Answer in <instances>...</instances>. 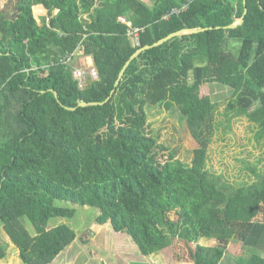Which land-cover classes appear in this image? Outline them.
I'll list each match as a JSON object with an SVG mask.
<instances>
[{
    "label": "trees",
    "instance_id": "trees-1",
    "mask_svg": "<svg viewBox=\"0 0 264 264\" xmlns=\"http://www.w3.org/2000/svg\"><path fill=\"white\" fill-rule=\"evenodd\" d=\"M7 7L0 12V225L21 262L51 264L76 241L67 224L50 227L75 215L55 206L61 201L98 210L92 233L104 239L102 227L111 226L117 251L125 239L140 255L161 253L175 264L179 241L188 264H221L236 240L250 249L244 264H264V223L254 221L264 174L248 168L252 182L233 186L206 169L218 106L199 93L209 83L230 88L227 124L246 117L264 142V0H11ZM244 11L242 24L228 29ZM120 18L139 30L136 39ZM184 29L207 30L139 54L110 97L137 50ZM74 53L92 57L97 74L81 89L60 62ZM147 106L179 111L196 144L189 163L172 154L158 160Z\"/></svg>",
    "mask_w": 264,
    "mask_h": 264
},
{
    "label": "rangeland",
    "instance_id": "rangeland-1",
    "mask_svg": "<svg viewBox=\"0 0 264 264\" xmlns=\"http://www.w3.org/2000/svg\"><path fill=\"white\" fill-rule=\"evenodd\" d=\"M11 0H0V12L8 9ZM145 1V0H144ZM8 11L12 12L11 6ZM34 14V11H33ZM46 14V13H45ZM44 14V15H45ZM40 21V16L35 17ZM236 21V20H235ZM234 21V22H235ZM84 56L77 57L75 66L86 69ZM79 61V63H77ZM81 64V65H80ZM200 96H208L217 104L216 114L217 129L214 131L211 143L207 149L206 169L233 186L251 183L254 177L250 176L248 168H255L260 174H264V142L256 140L257 127L246 117L239 116L230 119L227 124L226 110L233 92L230 88L217 83L204 84L200 87ZM147 131L157 138L158 160L164 162L172 154L175 159L189 163L193 150L196 147L186 125L185 120L175 108L167 111L163 107L147 106ZM57 207H69L75 209L72 219H52L50 227L67 224L76 233V241L66 248L51 264H99L109 263L110 252L120 264H127L129 259L125 255H119L114 245H109L100 237V231L92 233L95 227V218L99 211L94 208L81 207L70 203L56 201ZM254 221L264 223V205L259 208L258 216ZM25 227L31 235H34L32 226L25 221ZM107 225L102 227V231ZM203 242V241H202ZM200 242V243H202ZM203 244V243H202ZM211 245L207 243L206 246ZM196 245L191 244V248ZM0 247L6 251V257L0 264H23L19 258V252L9 240L0 225ZM225 257L221 264H244L250 257V249L243 247L242 243L232 240L226 245ZM95 255H89L88 251ZM264 256L263 253H260ZM187 249L183 243L174 241V262L185 260ZM164 264H172L167 255L162 256Z\"/></svg>",
    "mask_w": 264,
    "mask_h": 264
},
{
    "label": "crops",
    "instance_id": "crops-1",
    "mask_svg": "<svg viewBox=\"0 0 264 264\" xmlns=\"http://www.w3.org/2000/svg\"><path fill=\"white\" fill-rule=\"evenodd\" d=\"M76 59L77 57L74 58V60ZM74 60H73V64L75 65ZM77 63H79V61ZM104 231H105V236H103L104 238L103 240L106 242L107 245H109V240H111L110 245L112 244L115 246L116 240H118V237H116V234L114 233L112 227L107 225ZM123 240L124 241H123L122 246L124 248L121 251H117V252L119 255H125L126 259H129L127 264H164V262L162 261L163 255L161 253H156L150 256H142L137 252V250H135V248H133L129 240H125V239ZM200 242H202L203 244ZM208 242L211 243V245H208V246L216 245L215 241H208L206 239H201L198 244L206 246ZM114 255L115 254H113V252H110L109 259H107L109 263H104V264H120L121 262L119 261L120 262L119 263ZM99 264H103V263H99ZM175 264H188V263L186 260H181L180 262H175Z\"/></svg>",
    "mask_w": 264,
    "mask_h": 264
},
{
    "label": "water",
    "instance_id": "water-1",
    "mask_svg": "<svg viewBox=\"0 0 264 264\" xmlns=\"http://www.w3.org/2000/svg\"><path fill=\"white\" fill-rule=\"evenodd\" d=\"M245 13H246V11H244L243 16H242L241 18L237 19L232 25L228 26L227 28H228V29H234V28H236L237 26L241 25L242 22H243V17H244V15H245ZM206 30H207V29H184V30H181V31H178V32H175V33H172V34L168 35L167 37H165V38H163V39L157 41L156 43L152 44L151 46H144V47L140 48L139 50H137V51H136V52H135V53L129 58V60L125 63V65L123 66L122 70L120 71V73H119V75H118V77H117V80H116V82H115V84H114V89H113V91H112L111 94H110V97H111V96L113 95V93L115 92V89H116V87L119 85V83H120V81H121V79H122V76H123V74H124L126 68L129 66L130 62H131L132 60H134L139 54H141L142 52H144V51H146V50H148V49H150V48H154V47L160 46V45H162L163 43H165V42H167V41H169V40H171V39H173V38H176V37H182V36H185V35L198 34V33H200V32H204V31H206ZM85 61H86V64H87L88 67H93V60H92V57H90V56L86 57ZM51 92H52V94L54 95V97H56V93L53 92V91H51ZM110 97H109V98H110ZM109 98H107V99L105 100L104 103H106V102L109 100ZM104 103H85V102H80V103L78 104V107L85 108V107L101 106V105H103ZM66 110H68V111H74L75 109H74V108H66Z\"/></svg>",
    "mask_w": 264,
    "mask_h": 264
},
{
    "label": "built area",
    "instance_id": "built-area-1",
    "mask_svg": "<svg viewBox=\"0 0 264 264\" xmlns=\"http://www.w3.org/2000/svg\"><path fill=\"white\" fill-rule=\"evenodd\" d=\"M186 7L184 6L181 10L179 9H175L172 13L173 14H178L180 11H183ZM119 22H121L122 24H125L128 26V28L130 29L128 32V35L133 37L134 39L137 38V33H138V29H133L131 28V24L127 23L124 19L120 18ZM76 57V54H70L66 57H63L60 62L66 65H70L72 67V76L73 78L76 80L77 84H78V88H83L86 84V81L88 79L90 80H96L97 79V74L96 71L93 67H87L86 69H83L82 67H78L75 66L73 64V60Z\"/></svg>",
    "mask_w": 264,
    "mask_h": 264
}]
</instances>
